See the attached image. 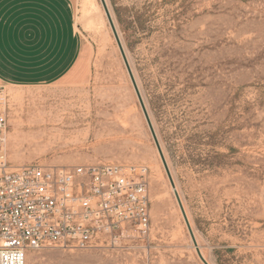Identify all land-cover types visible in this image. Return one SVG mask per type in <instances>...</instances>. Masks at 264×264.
Segmentation results:
<instances>
[{"label": "rangeland", "instance_id": "obj_1", "mask_svg": "<svg viewBox=\"0 0 264 264\" xmlns=\"http://www.w3.org/2000/svg\"><path fill=\"white\" fill-rule=\"evenodd\" d=\"M93 1L90 19L75 0L91 51L84 81L5 87L9 163L144 166L149 228L30 250L26 264H202ZM106 1L203 257L264 264V0Z\"/></svg>", "mask_w": 264, "mask_h": 264}, {"label": "built area", "instance_id": "obj_2", "mask_svg": "<svg viewBox=\"0 0 264 264\" xmlns=\"http://www.w3.org/2000/svg\"><path fill=\"white\" fill-rule=\"evenodd\" d=\"M6 96L0 85V264H26L28 251L45 247L87 249L116 241L125 225L146 234V167L11 166Z\"/></svg>", "mask_w": 264, "mask_h": 264}, {"label": "crops", "instance_id": "obj_3", "mask_svg": "<svg viewBox=\"0 0 264 264\" xmlns=\"http://www.w3.org/2000/svg\"><path fill=\"white\" fill-rule=\"evenodd\" d=\"M90 53L75 0H0V85L82 82Z\"/></svg>", "mask_w": 264, "mask_h": 264}, {"label": "water", "instance_id": "obj_4", "mask_svg": "<svg viewBox=\"0 0 264 264\" xmlns=\"http://www.w3.org/2000/svg\"><path fill=\"white\" fill-rule=\"evenodd\" d=\"M99 1H100L101 5H102V8H103L104 12H105V15H106V18H107L108 24H109V26H110V29H111L112 35H113V37H114V40H115L116 45H117V47H118V50H119V53H120V55H121L122 61H123L124 66H125V68H126L127 74H128L129 79H130V81H131L132 87H133V89H134L135 95H136V97H137L138 103H139V105H140V108H141V111H142V113H143V116H144V119H145V121H146V124H147V126H148V129H149V131H150V134H151V137H152V139H153L154 145H155V147H156L157 153H158V155H159V158H160V160H161V163H162V165H163V168H164V170H165V173H166V175H167V178H168V180H169V183H170V185H171V188L173 189V192H174L175 198H176L177 203H178V205H179V208H180V211H181V214H182V217H183L184 223H185V225H186L187 231H188V233H189V236H190L191 242H192V244H193V246H194V248H195V252H196V254H197L199 260L202 262V264H209V262L203 257V255H202V253H201V251H200V249H199V247H198V245H197V242H196V239H195V236H194L193 230H192L191 225H190V223H189V221H188L187 215H186V213H185V210H184V208H183V205H182V203H181V200H180V198H179V195H178V193H177V191H176L175 184H174L173 178H172V176H171V173H170L169 167H168V165H167V162H166V159H165V157H164L163 151H162L161 146H160V144H159V141H158V139H157V136H156L155 130H154L153 125H152V123H151V120H150L149 114H148V112H147L146 106H145V104H144V101H143V99H142L141 93H140V91H139V88H138V86H137V83H136V81H135V78H134V76H133V73H132V71H131V68H130L129 62H128L127 57H126V55H125V51H124V49H123L122 43H121L120 38H119V35H118V33H117V30H116V27H115V24H114L113 18H112V16H111V13H110V11H109V9H108V7H107L106 1H105V0H99Z\"/></svg>", "mask_w": 264, "mask_h": 264}, {"label": "bare ground", "instance_id": "obj_5", "mask_svg": "<svg viewBox=\"0 0 264 264\" xmlns=\"http://www.w3.org/2000/svg\"><path fill=\"white\" fill-rule=\"evenodd\" d=\"M106 1V0H105ZM81 2H82V11H83V13L85 14V15H89V18L90 19H95L94 18V14H93V9H92V6H94V1L93 0H81ZM100 2V1H99ZM106 4H107V1H106ZM107 7H108V4H107ZM110 7H108V9H109ZM100 12L104 15V18H106V15H105V12H104V10H103V8H102V5H101V3H100ZM109 11H111L110 9H109ZM111 13V12H110ZM112 16V15H111ZM106 21H107V18H106ZM107 23H108V21H107ZM108 26H109V24H108ZM109 29H110V26H109ZM111 30V29H110ZM117 30V29H116ZM118 33V32H117ZM96 61V60H95ZM10 90H12V89H9L8 90V93H10L11 91ZM13 141V140H12ZM18 142V141H17ZM172 191H173V189H172Z\"/></svg>", "mask_w": 264, "mask_h": 264}]
</instances>
